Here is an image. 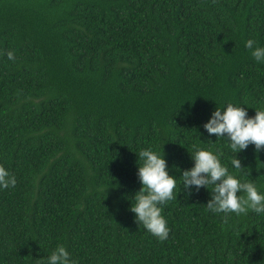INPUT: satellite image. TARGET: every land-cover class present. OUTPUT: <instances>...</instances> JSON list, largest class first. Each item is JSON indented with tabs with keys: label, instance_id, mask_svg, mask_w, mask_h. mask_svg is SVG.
I'll use <instances>...</instances> for the list:
<instances>
[{
	"label": "trees",
	"instance_id": "trees-1",
	"mask_svg": "<svg viewBox=\"0 0 264 264\" xmlns=\"http://www.w3.org/2000/svg\"><path fill=\"white\" fill-rule=\"evenodd\" d=\"M248 38L264 45V0H0V165L17 180L0 190V264L57 245L78 264H264V213H213L211 186L179 183L202 147L264 192V147L236 170L203 128L216 106L264 104ZM148 147L178 180L164 241L129 211Z\"/></svg>",
	"mask_w": 264,
	"mask_h": 264
},
{
	"label": "clouds",
	"instance_id": "clouds-1",
	"mask_svg": "<svg viewBox=\"0 0 264 264\" xmlns=\"http://www.w3.org/2000/svg\"><path fill=\"white\" fill-rule=\"evenodd\" d=\"M244 47L257 63H264V45L254 38H248ZM6 55L8 59H14L12 51ZM254 109V115L249 116L248 107L228 102L223 107L216 106L203 124L208 134H215L216 139L223 138L226 141L227 147L234 153L230 163L236 170L247 168L242 166L237 153L249 144L257 152L264 147V104ZM222 155V152L202 147L190 153L192 166L181 170L179 176V183L183 185L186 195L199 191L201 187L208 189L211 186L210 199L205 204L211 212L237 215L249 211L264 213V192L259 191L252 180H244L229 172L228 166L221 162ZM138 156L137 177L141 186L129 196L131 199L127 197L130 201L129 211L134 214L138 225L164 241L169 236L170 228L162 215V207L177 198L174 191L178 183L177 176L169 174L170 166L164 159L163 151L157 152L148 147L141 149ZM16 182L15 175L0 165V190L12 188ZM37 260L40 264H78L63 245H57L46 257Z\"/></svg>",
	"mask_w": 264,
	"mask_h": 264
}]
</instances>
